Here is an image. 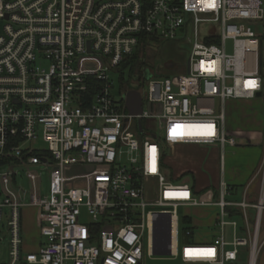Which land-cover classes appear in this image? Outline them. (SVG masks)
I'll list each match as a JSON object with an SVG mask.
<instances>
[{"label":"built area","instance_id":"obj_1","mask_svg":"<svg viewBox=\"0 0 264 264\" xmlns=\"http://www.w3.org/2000/svg\"><path fill=\"white\" fill-rule=\"evenodd\" d=\"M0 21V242L7 237L8 264H142L144 251L182 264H239L245 255L256 263L264 144L242 200H227L236 189L224 177L225 147L237 143L226 135L225 105L258 98L264 109V0H0ZM142 35L177 43L187 57L183 73L145 81L142 111L131 115L129 89L115 100L111 75ZM175 145L218 146L214 197L198 198L169 172ZM17 169L28 191L17 186ZM256 180L257 200L248 202ZM27 207L36 208L44 239L36 251L23 249ZM183 207L216 209L210 240L182 231Z\"/></svg>","mask_w":264,"mask_h":264},{"label":"rangeland","instance_id":"obj_2","mask_svg":"<svg viewBox=\"0 0 264 264\" xmlns=\"http://www.w3.org/2000/svg\"><path fill=\"white\" fill-rule=\"evenodd\" d=\"M1 21H0V31H1ZM231 48L230 42L227 45V51L229 52ZM137 54L139 58L144 62V67L150 70V72L154 76H165L171 74H179L183 73V64L187 57V49L185 47L180 46L177 43H169L165 41H160L157 44L150 43L146 44L145 48L139 47L137 49ZM119 74H112L111 79L113 81L114 89L112 90V96L115 100L120 99V82L118 80ZM143 77V75H134L132 78L128 77L127 71H124V81L132 83V87L138 82V79ZM135 83V84H134ZM143 87L139 86V92L141 94L145 93ZM261 99H252L248 101L244 100H235L228 101L225 105V127H226V135L228 137H233L238 145L242 144H250L249 146H259L263 147L264 144V109L261 108L260 105ZM149 121H143L144 127L147 124H150ZM136 127V124H134ZM36 148L46 150V145L41 141L37 140L34 143ZM217 148L218 152H216L212 148ZM205 148V147H204ZM207 150L199 151L197 149H192L187 147L186 145H175L173 149V153H167V157H170V167L174 174L180 178V180H187L190 183L195 185V188L202 192L206 186H210L211 188L206 190L203 193L197 195L199 198H205L209 193L212 197H214L213 190L217 193L214 187L218 186V182L220 181V150L217 145L206 147ZM230 151L228 146L225 147V171L224 177L228 184H230V177L235 173V169L229 165L231 164V159L233 158L230 155ZM199 158V159H198ZM191 160V163L195 161L197 164L195 167H191L189 169L183 170V172H176L179 168H183L188 161ZM199 160V161H198ZM185 168V167H184ZM186 170L191 171L186 173ZM2 169H0L1 173ZM17 177L16 183L17 186L22 187L25 191L29 190V183L26 178L25 172L21 169H17ZM259 181L256 180L253 182L251 187L248 190V198L247 201L251 202L253 197L258 196L259 190ZM40 189L43 195L47 194L50 190V180L48 177V171L41 167L40 169ZM244 188L236 189L233 192V195L227 200L229 201H241L242 200V191ZM28 209V207L26 208ZM216 209L209 207H183L179 208L178 216L179 219L182 220V217H189L192 219L193 224L195 225V229H193L195 237L201 238L200 234L204 231H207L206 228H203V225H200L205 213L213 214ZM248 215L253 218L254 210L248 209ZM25 213V212H24ZM181 223V221H180ZM240 224V220H239ZM262 230L260 232V241L264 239V213L262 218ZM24 241L23 249L25 251L32 250V240H36V237H32L31 235L27 236V232L23 233ZM33 235V234H32ZM30 238V239H29ZM44 240V239H42ZM29 241V242H28ZM264 246V244H263ZM262 246V247H263ZM260 253H264V247L259 251ZM9 262V253L7 247V237H4L3 241L0 242V264H8ZM142 264H182L178 258H172L169 255H153L148 256L146 251H144ZM239 264H247V257L241 256ZM257 264V262L255 263Z\"/></svg>","mask_w":264,"mask_h":264},{"label":"crops","instance_id":"obj_3","mask_svg":"<svg viewBox=\"0 0 264 264\" xmlns=\"http://www.w3.org/2000/svg\"><path fill=\"white\" fill-rule=\"evenodd\" d=\"M260 105L262 106V102H260ZM261 108H263V106ZM263 118H264V116H263ZM249 145L250 144H242V145L237 144L235 147H228L229 151L231 152L230 155H232V157H233L231 159L232 160L231 164H229V165H231L235 169V173L233 174V176L230 177V175H229L230 182H231L230 185L232 187H234L235 189H241L248 183L249 179L256 173V171H257V169L261 163V160H262V153H263L262 144H261V147L249 146ZM186 146L189 148H192V149L193 148L197 149L199 151L207 150L206 146H201V145H186ZM212 148L214 149V151L216 152V155H217L218 149L214 148V147H212ZM171 156L172 155H170V157ZM170 157L166 158L167 167L169 169V172L173 176L178 177L176 174L173 173L172 168L170 167V165H171ZM196 164H197V162L195 163V161H194L193 163H191V160H190L184 166L185 168L184 167L179 168L178 170H176V172H181V171L183 172V170L189 169L192 166L195 167ZM225 166H226V162H225ZM188 172L191 173V171L186 170V173H188ZM191 184L194 185L193 183H191ZM256 200H257V196L255 195L251 202L254 203V202H256ZM215 212H216V210L214 211L213 214H210V215L208 213H205V215L203 216V219H202L204 221H202L201 223L199 222L200 225L204 226L203 228L207 229V231H204L200 234V236L205 240H210L215 234V230H214L215 229V227H214V225H215ZM236 213H237V211H236ZM254 213H255V211H254ZM36 214H37L36 208H32V207H28V209L24 208L22 210V213H21L22 234L24 232L25 233L27 232V236L31 235L32 237H36V240H32V243L33 242H35V243H33L31 251L38 250L39 244L42 242V237L40 236L39 228L37 225ZM186 218H189V217H186ZM253 219H254V216H253V218H251L249 216V222H250L251 226L253 223ZM194 226L195 225L193 224L192 219H190V227L192 228V231H193V229H195ZM261 230H262V227H261L260 231ZM226 234H227V237L230 238V236H231V229L230 228H227ZM24 241L26 242V240L24 239V235H23V243H24ZM263 247H261V249ZM256 262H257V264H264V253H262V254L260 253V255L257 256Z\"/></svg>","mask_w":264,"mask_h":264},{"label":"trees","instance_id":"obj_4","mask_svg":"<svg viewBox=\"0 0 264 264\" xmlns=\"http://www.w3.org/2000/svg\"><path fill=\"white\" fill-rule=\"evenodd\" d=\"M150 43L157 44L159 42L155 41L152 37L142 35L140 37V40H139V43H138L136 50L131 55L127 56L122 61V63L119 65V67H117L114 70L115 74H119L118 80L120 82V90L121 91H124L126 89H130L132 87V83H129L130 81L129 82L124 81V71H127L129 78H132V76H134V75H137V76L143 75V73L147 69L146 67H144V62L139 58V56L137 54V49L139 47H143V49H144L146 44H150ZM142 78L143 77L139 78L138 81H140ZM94 86L97 87V86H99V84L95 83ZM95 90H96L95 88L89 89L90 96L94 94ZM192 188L194 189L195 194L199 195L200 193L205 192L206 190L210 189L211 187L210 186L205 187L202 192H199L198 190H196L194 185H192ZM213 189H216V187H214ZM189 229L192 230V228L190 227V219L184 217L182 219V231H187Z\"/></svg>","mask_w":264,"mask_h":264},{"label":"water","instance_id":"obj_5","mask_svg":"<svg viewBox=\"0 0 264 264\" xmlns=\"http://www.w3.org/2000/svg\"><path fill=\"white\" fill-rule=\"evenodd\" d=\"M150 75L148 74V70H145V80H148ZM142 96L137 90H129L125 95V105L131 115L140 114L142 111ZM139 131H141V127L139 126Z\"/></svg>","mask_w":264,"mask_h":264},{"label":"flooded vegetation","instance_id":"obj_6","mask_svg":"<svg viewBox=\"0 0 264 264\" xmlns=\"http://www.w3.org/2000/svg\"><path fill=\"white\" fill-rule=\"evenodd\" d=\"M146 70H148V74L151 77L152 73L149 71V69H146ZM145 81L146 80H145V72H144L143 78L140 81L136 82V84L133 87H131L129 90H138L139 91V89H140L139 86L143 87L145 85Z\"/></svg>","mask_w":264,"mask_h":264}]
</instances>
